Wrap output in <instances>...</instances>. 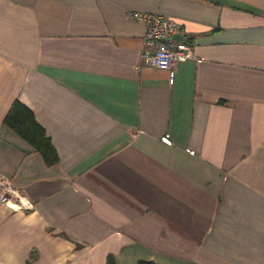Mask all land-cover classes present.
<instances>
[{"label":"crops","instance_id":"1","mask_svg":"<svg viewBox=\"0 0 264 264\" xmlns=\"http://www.w3.org/2000/svg\"><path fill=\"white\" fill-rule=\"evenodd\" d=\"M129 11L182 26L173 85ZM0 176V264H264V0H0Z\"/></svg>","mask_w":264,"mask_h":264},{"label":"built area","instance_id":"2","mask_svg":"<svg viewBox=\"0 0 264 264\" xmlns=\"http://www.w3.org/2000/svg\"><path fill=\"white\" fill-rule=\"evenodd\" d=\"M126 18L141 22L146 26L144 49L140 53V67L163 70L169 75V84L175 80V65L193 57V48L184 39L182 26L158 13L127 12ZM179 38V39H178ZM162 141L171 145L169 135ZM0 205L14 211L32 210V203L27 200L13 184L0 176Z\"/></svg>","mask_w":264,"mask_h":264},{"label":"trees","instance_id":"3","mask_svg":"<svg viewBox=\"0 0 264 264\" xmlns=\"http://www.w3.org/2000/svg\"><path fill=\"white\" fill-rule=\"evenodd\" d=\"M5 124L38 152L48 166L58 162V157L44 129L36 122L33 113L22 103L16 102L5 120ZM108 264H114L109 258ZM138 264H154L140 261Z\"/></svg>","mask_w":264,"mask_h":264}]
</instances>
